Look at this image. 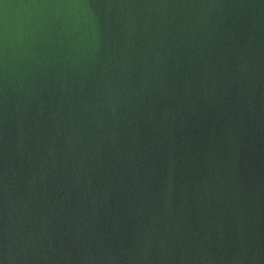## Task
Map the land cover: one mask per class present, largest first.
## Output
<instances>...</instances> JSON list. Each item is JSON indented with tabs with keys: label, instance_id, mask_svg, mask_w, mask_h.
Masks as SVG:
<instances>
[{
	"label": "water",
	"instance_id": "1",
	"mask_svg": "<svg viewBox=\"0 0 264 264\" xmlns=\"http://www.w3.org/2000/svg\"><path fill=\"white\" fill-rule=\"evenodd\" d=\"M0 264H264V0H0Z\"/></svg>",
	"mask_w": 264,
	"mask_h": 264
}]
</instances>
